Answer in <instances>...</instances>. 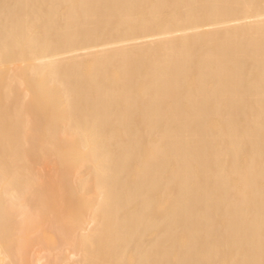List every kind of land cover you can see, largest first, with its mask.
I'll list each match as a JSON object with an SVG mask.
<instances>
[{"label":"bare ground","instance_id":"6f19581e","mask_svg":"<svg viewBox=\"0 0 264 264\" xmlns=\"http://www.w3.org/2000/svg\"><path fill=\"white\" fill-rule=\"evenodd\" d=\"M0 264H264V0H0Z\"/></svg>","mask_w":264,"mask_h":264}]
</instances>
